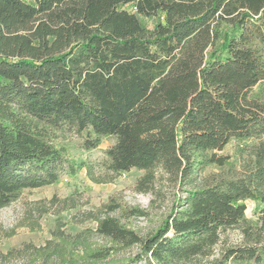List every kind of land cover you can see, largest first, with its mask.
Wrapping results in <instances>:
<instances>
[{
    "label": "trees",
    "instance_id": "16d2710c",
    "mask_svg": "<svg viewBox=\"0 0 264 264\" xmlns=\"http://www.w3.org/2000/svg\"><path fill=\"white\" fill-rule=\"evenodd\" d=\"M70 135L87 149L113 136L110 174L87 164L91 179L144 170L134 189L166 210L142 234L131 219L146 210L111 196L91 216L105 245L55 231L82 246L69 260L264 264V140L240 170L221 153L264 135V0H0V207L57 180Z\"/></svg>",
    "mask_w": 264,
    "mask_h": 264
},
{
    "label": "rangeland",
    "instance_id": "374dc122",
    "mask_svg": "<svg viewBox=\"0 0 264 264\" xmlns=\"http://www.w3.org/2000/svg\"><path fill=\"white\" fill-rule=\"evenodd\" d=\"M259 140H264V135L260 138H231L221 150V153L228 156L226 165H231L235 170H240L241 166L243 168L251 158L249 148ZM114 141L113 136H104L96 148L87 149L81 137L68 136L66 142L70 146L71 162L64 165L57 180L49 185L26 188L16 200L0 207V264H85L79 256L75 260H69L70 252L81 255L82 246L68 247L61 239H56L54 233L59 229V235L70 240L86 230L83 235L86 247L93 249L105 245L107 239L93 231L96 222L91 216L111 196L128 206L146 210L144 217L131 219V225L142 234L157 224L166 205H152L150 194L134 189L144 170L131 168L113 174L114 178L107 182H95L88 174L87 164L92 166L94 176L106 178L110 174L104 167L105 150ZM226 165L212 164L205 172L222 171ZM171 193L167 199L171 198ZM245 203V219L258 224L259 203L252 199H246ZM88 230L90 231L87 232ZM227 236L229 242L236 243L241 234L238 229L231 228L227 231ZM135 252L136 247H131L113 253L110 258H127ZM98 264H105V260ZM108 264H112V261H108Z\"/></svg>",
    "mask_w": 264,
    "mask_h": 264
}]
</instances>
